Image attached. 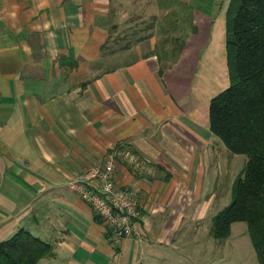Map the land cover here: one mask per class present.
<instances>
[{
	"label": "crops",
	"instance_id": "0c3cea01",
	"mask_svg": "<svg viewBox=\"0 0 264 264\" xmlns=\"http://www.w3.org/2000/svg\"><path fill=\"white\" fill-rule=\"evenodd\" d=\"M178 2L173 19L155 0H0V241L27 230L53 264H162L184 218L207 213L226 154L208 104L228 87L229 0ZM162 34L184 41L169 65ZM109 154L141 214L119 242L67 187Z\"/></svg>",
	"mask_w": 264,
	"mask_h": 264
},
{
	"label": "trees",
	"instance_id": "16d2710c",
	"mask_svg": "<svg viewBox=\"0 0 264 264\" xmlns=\"http://www.w3.org/2000/svg\"><path fill=\"white\" fill-rule=\"evenodd\" d=\"M225 13L228 87L208 104L209 129L231 154L247 160L209 235L225 240L232 224L243 222L257 263L264 264V0H229ZM178 40L175 51L184 43ZM52 252L51 244L21 229L0 241V264H38Z\"/></svg>",
	"mask_w": 264,
	"mask_h": 264
},
{
	"label": "rangeland",
	"instance_id": "374dc122",
	"mask_svg": "<svg viewBox=\"0 0 264 264\" xmlns=\"http://www.w3.org/2000/svg\"><path fill=\"white\" fill-rule=\"evenodd\" d=\"M198 1V5L209 11H213L216 1L221 0H193ZM161 8L168 7L171 9L170 14L173 19L176 18V14L181 12L185 13V9L180 6L178 0H155ZM184 7V6H183ZM153 13L158 10L151 9ZM179 16V15H178ZM142 27V26H141ZM144 26L143 28H145ZM131 28H128L130 34ZM174 36H179V28L176 32L173 31ZM172 38H175V37ZM160 40L156 42L155 51L159 58L163 60L165 65H169L176 58L175 49H171L173 40H169L165 34H162ZM179 38V37H177ZM171 41V42H170ZM131 42V41H130ZM128 42V43H130ZM126 44L125 42H121ZM149 44L146 42L144 48H147ZM164 53V54H163ZM227 76V74H226ZM227 79V78H226ZM208 132V131H207ZM210 134V133H209ZM210 141L214 142L223 151L226 152L225 156H222L218 166L211 169L208 172H213V177L216 178V182L213 184V190L216 193L214 199L210 201L209 209L203 218H196L194 215H188L184 218L180 228L175 236L174 244L168 250H163L165 257L162 258V264H258L255 251L251 244L250 237H248L247 225L243 222L233 223L231 226V233L225 240H216L211 238L209 230L212 223V218L216 216L221 210L227 207L232 198V187L235 179L241 174V169L246 162L244 155L231 154L223 145L221 140L213 134L209 135ZM110 155V154H109ZM222 155V154H221ZM207 168H205L206 171ZM207 187V186H204ZM37 236L36 234H33ZM115 247V245L112 244ZM110 261L113 264L111 255L107 253ZM95 257V256H94ZM40 264H53L52 255L44 257ZM57 262V263H56ZM55 264H63L64 260L57 259ZM96 262V261H95ZM94 262V263H95ZM99 264H103V260H98ZM111 263V264H112Z\"/></svg>",
	"mask_w": 264,
	"mask_h": 264
},
{
	"label": "built area",
	"instance_id": "2783aa9c",
	"mask_svg": "<svg viewBox=\"0 0 264 264\" xmlns=\"http://www.w3.org/2000/svg\"><path fill=\"white\" fill-rule=\"evenodd\" d=\"M115 158L107 155L103 168L94 174L68 180L69 191L79 196L112 229L114 242L131 235L133 225L140 218L134 193L116 185Z\"/></svg>",
	"mask_w": 264,
	"mask_h": 264
}]
</instances>
